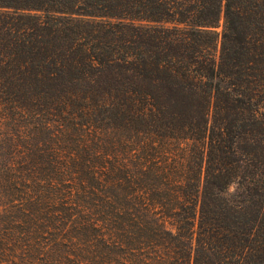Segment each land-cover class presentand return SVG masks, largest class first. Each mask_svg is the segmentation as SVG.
<instances>
[{
    "label": "trees",
    "instance_id": "16d2710c",
    "mask_svg": "<svg viewBox=\"0 0 264 264\" xmlns=\"http://www.w3.org/2000/svg\"><path fill=\"white\" fill-rule=\"evenodd\" d=\"M9 261L264 264V0H0Z\"/></svg>",
    "mask_w": 264,
    "mask_h": 264
},
{
    "label": "rangeland",
    "instance_id": "374dc122",
    "mask_svg": "<svg viewBox=\"0 0 264 264\" xmlns=\"http://www.w3.org/2000/svg\"><path fill=\"white\" fill-rule=\"evenodd\" d=\"M221 25H222V20L220 21V24L219 26L217 27V31H220L221 30ZM233 190V186L230 187V191ZM2 264V263H0ZM3 264H13L11 261L7 262V263H3ZM17 264H21V263H17Z\"/></svg>",
    "mask_w": 264,
    "mask_h": 264
}]
</instances>
